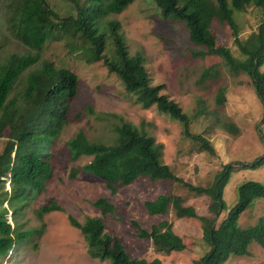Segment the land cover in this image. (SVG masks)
Wrapping results in <instances>:
<instances>
[{
	"label": "rangeland",
	"instance_id": "rangeland-1",
	"mask_svg": "<svg viewBox=\"0 0 264 264\" xmlns=\"http://www.w3.org/2000/svg\"><path fill=\"white\" fill-rule=\"evenodd\" d=\"M49 1L53 9L62 14L75 10L67 0ZM81 1L84 7L90 6L91 0ZM21 2L0 0V68H12L35 51L24 43L25 35L19 22ZM237 15L244 37L256 30L259 16L254 11ZM110 19L121 22L131 52L144 56L154 84H165L163 91L190 115L191 130L204 133L214 144L216 154L199 152L192 140L183 134L179 120L155 105L145 107L136 94L125 89L118 75L109 72L102 62L89 63L69 52L63 41L52 40L45 46L43 56L53 59L58 67L76 71L79 91L71 100L69 123L50 148L41 154L44 166L36 177L37 186L32 196L21 210H10L7 214L15 229L31 233L18 241L6 257L0 256V264H111L110 258L100 260L90 254L88 241L81 229L74 225L73 217L81 222L88 217L105 218L106 231L122 237L131 256L160 259L161 264H199L209 250L210 246L203 241L200 219L177 217L172 211L151 213L145 206L146 200L173 192L182 194L187 204L193 205L201 215H207L210 204L207 195H198L174 181L152 179L148 175L119 184L117 193L112 194L101 178L87 170L86 165L92 156L83 155L77 161L72 160L67 142L79 130L85 131L92 140H112V122H118V119L112 116L110 119L106 116L99 118L100 113H116L146 128L163 146L161 161L194 184L211 183L223 165L236 163L224 188L225 207L219 221L235 204L240 183L249 179L264 182V163L257 168L242 166L264 155V105L256 94L251 76L246 71H232L218 55H199L198 52L205 47L190 39L186 23L164 18L154 0H134L123 11L100 17L102 24ZM213 28L217 42L229 46L239 56L240 50L233 42L229 26L215 19ZM215 64L221 70L220 77L200 82L201 73ZM261 69L264 70V64ZM22 79L25 82V73ZM221 88L225 89L226 102L218 105L216 96ZM22 89L23 85L18 91ZM88 106L94 111L86 112ZM200 108L205 112L197 115ZM218 116L235 121L241 128L240 134H231L219 126ZM3 145L4 140H1L0 150ZM7 187H10V180ZM101 196L108 197L116 205V213L105 217L102 209L94 205ZM49 207L55 208L46 211ZM262 215L264 199L260 198L240 215L239 222L243 226L254 224ZM165 219L182 237L186 244L183 250L169 253L156 250L152 238L141 237L139 227L134 224L136 221L150 230ZM250 251L247 256H230L224 264H264L261 246L254 243Z\"/></svg>",
	"mask_w": 264,
	"mask_h": 264
},
{
	"label": "trees",
	"instance_id": "trees-1",
	"mask_svg": "<svg viewBox=\"0 0 264 264\" xmlns=\"http://www.w3.org/2000/svg\"><path fill=\"white\" fill-rule=\"evenodd\" d=\"M67 1L75 7L73 13H60L53 9L49 0H22L19 22L25 35L24 43L35 51L12 68H0V142L4 140L0 150V256L3 257L31 233L15 229L7 214L10 210H21L32 196L37 186L36 177L44 166L41 154L50 148L69 123L71 100L79 91L76 71L65 66L58 67L53 59L43 56L45 46L52 40L63 41L69 52L89 63L102 62L109 72L118 75L125 89L136 94L145 107L155 105L179 120L183 125V134L192 140L199 152L216 154L214 144L204 133L191 130L190 115L163 91L165 84H154L144 56L131 52L121 22L110 19L101 23V16L121 12L134 0H91L88 7H84L81 0ZM154 1L164 18L186 23L190 39L205 47L198 52L199 55H218L232 71H246L264 105V70L261 69L264 64V0ZM249 11H254L259 19L256 30L244 37L237 14ZM215 19L231 29L233 42L240 50L239 56L229 46L217 42L213 28ZM24 73L25 82L22 79ZM220 75L221 70L215 64L201 73L199 81L205 82ZM22 85L23 89L18 91ZM216 102L218 105L226 102L224 88L219 90ZM85 110L94 111L92 106ZM204 112L200 108L197 115ZM104 116L118 119V122L111 121L114 127L110 142L92 140L85 131L79 130L67 143L72 160L77 161L83 155L92 156L86 165L87 170L101 178L112 194L117 193L120 185L148 175L152 179L174 181L198 195H207L210 198L207 215H201L193 205L187 204L182 194L170 192L145 201L151 213L172 211L177 217L201 220L203 241L210 247L198 261L199 264H224L230 256L250 255L254 243L264 249V215L254 224L243 226L239 222L240 215L257 199H264V182L249 179L240 183L235 204L219 221L225 207L224 188L234 173L236 163L223 165L211 183L194 184L161 161L163 146L146 128L116 113H100L99 118ZM217 119L219 126L229 133L240 134L241 128L235 121L219 116ZM263 163L264 155L242 166L257 168ZM94 205L102 209L105 217L116 213V205L106 196L96 199ZM72 221L85 235L93 257L100 260L110 258L111 264H161L160 259L131 256L122 237L106 231V219L103 217H88L84 222L73 217ZM134 222L139 227V235L152 238L158 251L169 253L186 247L167 219L154 224L150 230Z\"/></svg>",
	"mask_w": 264,
	"mask_h": 264
}]
</instances>
